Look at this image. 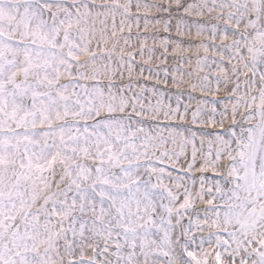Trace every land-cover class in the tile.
Here are the masks:
<instances>
[{
	"label": "snow or ice",
	"instance_id": "snow-or-ice-1",
	"mask_svg": "<svg viewBox=\"0 0 264 264\" xmlns=\"http://www.w3.org/2000/svg\"><path fill=\"white\" fill-rule=\"evenodd\" d=\"M0 264H264V0H0Z\"/></svg>",
	"mask_w": 264,
	"mask_h": 264
}]
</instances>
